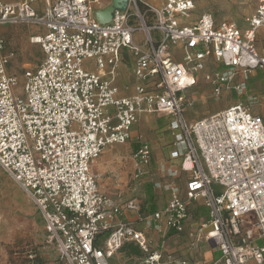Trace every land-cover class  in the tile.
<instances>
[{"label": "built area", "instance_id": "2783aa9c", "mask_svg": "<svg viewBox=\"0 0 264 264\" xmlns=\"http://www.w3.org/2000/svg\"><path fill=\"white\" fill-rule=\"evenodd\" d=\"M196 1L164 0L155 7L128 0L127 10L100 24L94 18L100 0H0V25L44 29L33 38L43 62L24 71L21 96L13 93L18 79L9 74L12 55L0 38V168L35 204L62 264H109L126 244H136L148 264H163L148 231L185 232L193 203L208 210L189 237L218 254L209 264H264V117L240 102L200 120L185 118L195 104L189 91L200 78L220 97L223 88L246 93L244 82L234 85L238 74L264 73V48L258 47L264 0H253L245 28L218 23L212 13L181 23ZM126 57L133 95L118 86ZM210 65L223 70L209 71ZM155 114L173 118L180 130L171 154L179 164H165L160 173L191 179L185 197L175 184L157 183L168 202L141 215L144 228L138 229L116 222L124 208L139 214L138 201L111 204L93 169L108 147L128 144L138 122ZM152 155L150 144L140 141L132 156L134 181L147 175Z\"/></svg>", "mask_w": 264, "mask_h": 264}, {"label": "rangeland", "instance_id": "374dc122", "mask_svg": "<svg viewBox=\"0 0 264 264\" xmlns=\"http://www.w3.org/2000/svg\"><path fill=\"white\" fill-rule=\"evenodd\" d=\"M6 1L16 4L21 0ZM100 1L103 5L105 4L101 9L103 10L102 13L98 14V19L102 21L108 17L106 7H109L113 0ZM196 6V10L190 14L189 18H180L179 21L181 23L191 22L198 19L204 12L212 13L217 20L228 19L231 22L244 25L246 18L250 17L252 12L255 11L257 4L253 0H198ZM43 32L44 30L37 25L21 23L18 25H0V38H3L7 45L6 53L12 55L9 74L18 79L16 87L13 88V93L16 96H21L24 89V71L37 68L43 62L41 47L33 42V38ZM131 64L130 59L126 57L124 64L120 67L118 85L122 88H125L127 83L132 81ZM255 91L258 93L256 95L260 94L264 97L263 78L259 81ZM231 94L230 97H227L225 91H223L221 96L217 97L206 80L200 78L194 90H190L188 94L195 104L193 108L186 110V121L189 123L217 114L223 108H227L230 102H233L232 104L236 103L237 98ZM255 109L264 113V105L260 99L255 103L254 111ZM173 121V118L155 114L141 119L134 129V138L129 142V148L135 147L140 141L147 142L152 147L153 164L150 177H143L136 183L133 180L134 161L126 155L123 157L122 170L126 167L131 169L128 180L124 181L127 192H129V194H126V198L136 199L143 211L149 210L151 202L155 203L157 199L154 192L152 193V189L149 190L152 181L165 183L167 180V177L161 178L156 169L161 164L165 165L173 161L171 153L175 149L176 138L180 133V130L173 128ZM115 147L117 150L121 148L120 146ZM118 154L121 153H116L117 156ZM114 172L101 174L100 168L98 169V175L101 174L103 176L101 179L107 183L112 177H118ZM190 177L191 175H188L187 178L190 179ZM168 179L171 180L169 177ZM216 189L220 193L223 192L222 189ZM157 200H160L159 197ZM206 214L207 212L202 210L195 215L193 223H195L196 230L199 229L200 221L206 218ZM193 249L189 246V252L176 255L178 257L176 260L185 261L187 264H207L210 249L207 248L206 244H203L196 254L192 252ZM174 261L175 257L174 259L168 258V260H164L163 264H174ZM60 263L61 260H59L56 246L50 242L42 216L37 211L35 204L19 185L8 175H5L0 168V264ZM126 264L136 263L131 260Z\"/></svg>", "mask_w": 264, "mask_h": 264}, {"label": "crops", "instance_id": "0c3cea01", "mask_svg": "<svg viewBox=\"0 0 264 264\" xmlns=\"http://www.w3.org/2000/svg\"><path fill=\"white\" fill-rule=\"evenodd\" d=\"M144 1L146 3H148L149 5H151V6L153 5L155 7H161L163 5V2H164V0H144ZM197 1H196V4H197ZM8 3H10V2H8ZM104 6H105V4L104 5L102 4V7H104ZM102 7L100 9H102ZM252 13H254V12H252ZM224 20L231 21L228 19L217 20L215 18V21L218 23L220 21H224ZM234 23H237L238 26L241 28L246 27V21H245L244 25L243 24L240 25L238 22H234ZM258 38H259L258 39V47H259V49H263L264 48V30H259ZM208 70L209 71L223 70V67L210 65ZM262 78L264 79V73L262 71H259V70H254V72H252L251 74L248 75L247 79L244 77L243 74H238L237 78L235 79L234 85H238L239 83L244 82L246 85L247 91L245 94L239 95L236 92H234L233 90L223 88V91H225L227 97H230L229 95H230V93H232L237 98V101L234 104H232L233 102L228 101V102H230L228 107L237 105V103H240V102H244V103H247V105H249V107H251V110L253 111L254 114L255 113L260 114L264 117L263 112L261 113L257 109H255V111H254V106L249 104V102H248L250 97H252V98L257 97L258 99L261 100L262 104L264 105V97L261 96L260 94L256 95L258 93L255 91L257 89L259 81ZM120 89H121L122 94H124V95H133L135 93L134 88H133V78H132L131 82L127 83L125 88L120 87ZM223 109H226V108H223ZM263 111H264V109H263ZM135 127L132 130L130 141H132V139L134 138L133 133H134ZM128 144L130 146V143H128ZM128 144L120 146L121 147L120 150H117V148L115 146L108 147L106 149V151L100 157V161H99L98 165L95 166L93 169L95 176H97L99 192H101L103 197L106 200H108L111 204L120 205L122 207H124V204L126 202L133 199V198H126V194H129V192H127L128 191L127 186H126V184H124V181L128 180V177H129L128 174L131 173V169L126 167L122 170V168H123L122 160H123V157L125 155L128 156L129 158H132L133 153L138 148L139 143L136 144L135 147H130V148H129ZM116 153H121V154H118V156H117ZM172 163L177 165V164H179V161L173 160ZM152 164H153V159H152V163H151L150 167L147 169L148 170L147 175H146L147 177H150L152 175V171H151ZM162 166H163V164L157 166L156 170H157V172L161 178H166L167 176H164L163 174L160 173ZM99 168H100L101 174L106 173V172H110V171H115L114 173H116V175H118V177H112V179L109 181V183L104 182V180L101 179V177H103V176L101 174L98 175V169ZM188 175H191V174L181 173L178 178H173L171 180L168 179V177H167V180L165 181V183H162V181H157V182L152 181V184H151V187L149 188V190L152 189V193L154 192V194L157 196V199L159 197L160 200L156 199L155 203L151 202V204L149 206V210L146 209L143 211V209L141 208L139 214L135 211H131V210L124 208L123 214L117 218L116 222L117 223H124V222L132 223V224L136 225V227L138 229H143L144 225L141 222H139V218L141 217V215L146 216V215L158 212V210H161L164 208V206L166 205V202L169 199V197L165 193V191H163L161 188H158V187L156 188L155 185L157 183H161V184L172 183L173 185L175 184L177 187H179V189L182 191V195L185 197V195L187 193V184L191 179V177H190V179L187 178ZM133 180H134V178H133ZM190 207H192L191 208V221L189 222V225H188L185 232L177 233L176 231L174 232V231L168 230L166 228H163L162 231H158V232L157 231H148L147 235H148L149 239L154 241L155 245H160V247L163 251L165 260H168V258L174 259V257L176 260L178 258L176 255L189 252L188 251L189 246L194 248L192 250V252L194 254H196V253H198V251H200L201 246H203V244L204 245L206 244L204 242H201V243H198L197 245H195L194 244V241H195L194 238L191 239L189 237V235L192 234V232L196 231V228L194 227L195 223H193L195 215L202 210L207 212L206 218L204 220L200 221V225H201L203 222H205L208 219V210L205 207L201 206V203L200 204H194L193 203V204H191ZM139 208H140V206H139ZM200 225H199V227H200ZM206 246L208 249H210V252H209L210 257L207 260V264H209V262L218 258V254L215 251H213V249L211 248L210 245L206 244ZM192 252H191V254H192ZM131 260L135 261L136 264H148L146 262V260H147L146 255L143 252H141V250L139 249V247L136 244H126L125 247L121 251L116 253L110 259L109 264H126V262L131 261ZM60 264H62V263H60Z\"/></svg>", "mask_w": 264, "mask_h": 264}, {"label": "water", "instance_id": "95a60500", "mask_svg": "<svg viewBox=\"0 0 264 264\" xmlns=\"http://www.w3.org/2000/svg\"><path fill=\"white\" fill-rule=\"evenodd\" d=\"M128 7V0H113L111 5L109 7H106L108 10V17L105 20L100 21V19H98V14L102 13L103 10H97L94 13V18L95 20L100 23V24H107L110 23L112 21L113 15L116 11L119 10H127Z\"/></svg>", "mask_w": 264, "mask_h": 264}, {"label": "trees", "instance_id": "16d2710c", "mask_svg": "<svg viewBox=\"0 0 264 264\" xmlns=\"http://www.w3.org/2000/svg\"><path fill=\"white\" fill-rule=\"evenodd\" d=\"M141 7H142V9H143V10H145V9H146V8H145L143 5H141Z\"/></svg>", "mask_w": 264, "mask_h": 264}]
</instances>
